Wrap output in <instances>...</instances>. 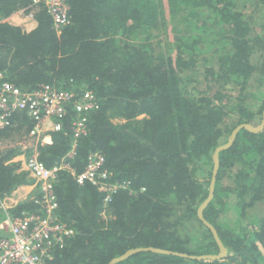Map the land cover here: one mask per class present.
I'll use <instances>...</instances> for the list:
<instances>
[{
	"label": "trees",
	"instance_id": "obj_1",
	"mask_svg": "<svg viewBox=\"0 0 264 264\" xmlns=\"http://www.w3.org/2000/svg\"><path fill=\"white\" fill-rule=\"evenodd\" d=\"M65 1L70 22L57 32L43 5L33 21L27 13L7 20L28 1L0 0V70L7 78L75 96L89 89L99 104L75 145L71 103L63 128L36 144L37 158L57 168L56 216L74 229L50 263L107 264L146 246L217 253L197 208L208 194L214 148L236 125L261 120L264 0ZM32 126L29 116L14 113L0 130V221L42 210L43 193L18 158L32 153L21 146ZM94 152L104 156L106 181L125 185L108 201L97 185L76 179ZM218 157L202 213L227 255L198 260L142 250L113 264H264V128H241ZM23 185L32 191L4 208L2 199Z\"/></svg>",
	"mask_w": 264,
	"mask_h": 264
},
{
	"label": "built area",
	"instance_id": "obj_2",
	"mask_svg": "<svg viewBox=\"0 0 264 264\" xmlns=\"http://www.w3.org/2000/svg\"><path fill=\"white\" fill-rule=\"evenodd\" d=\"M27 1L26 6L19 8L7 20L25 13L33 19V12L43 5L50 14L57 32L70 22L69 4L65 0ZM75 95L73 90L49 83H41L35 88L19 86L0 70V130L11 124L14 113H24L33 121V126L26 134L27 140L21 143L24 149L31 146L32 153L27 158L20 156L25 168L35 178L33 186L37 185L38 190L43 193L40 212L19 216L7 215L0 223V264H51L50 258L54 249L61 247L74 233L68 223L56 216L57 203L52 185L57 168H47L37 158L36 144L49 143L46 136H49L51 142V132L63 128V121L70 114L66 110L70 103L75 112V115H70L73 145L80 136L88 133V115L99 107L97 97L89 89ZM103 164L102 153H91L84 171L79 173L76 179L79 183L89 180L97 185L99 190L107 193L105 201H108L113 190L125 185L109 184L106 179L110 173ZM15 194L13 192L4 197L1 205L10 208L25 197H15Z\"/></svg>",
	"mask_w": 264,
	"mask_h": 264
},
{
	"label": "water",
	"instance_id": "obj_3",
	"mask_svg": "<svg viewBox=\"0 0 264 264\" xmlns=\"http://www.w3.org/2000/svg\"><path fill=\"white\" fill-rule=\"evenodd\" d=\"M241 128H244V129L251 131V132H258V131L262 130L264 128V108L262 110L261 120L258 124H254V123H250V122H242V123L236 125L230 131V133L227 137V140L225 142L218 144L212 152L213 164H212V174H211L209 187H208V194H207L206 198L199 204V206L197 208V216L203 222V224L211 231L212 236H213V238H214V240L218 246V252L215 254L191 255V254H187V253L171 251L168 249L154 247V246L135 247V248H130V249L126 250L124 253H122L119 256H115V257L111 258L107 264H113V263L119 262V261L127 258L130 254L137 252V251H142V250L143 251L149 250V251H153V252H157V253H164V254H176L179 256L190 257V258L198 259V260H201V259H205V260L222 259L227 255V253H228L227 247L224 246L221 239L219 238L217 231H216V228L203 217L202 211L213 196L215 176H216L218 165H219L218 154L221 150L228 148L233 143L237 132Z\"/></svg>",
	"mask_w": 264,
	"mask_h": 264
},
{
	"label": "crops",
	"instance_id": "obj_4",
	"mask_svg": "<svg viewBox=\"0 0 264 264\" xmlns=\"http://www.w3.org/2000/svg\"><path fill=\"white\" fill-rule=\"evenodd\" d=\"M11 16V15H10ZM9 17V16H8ZM10 18H13V16L12 17H10ZM31 21H33V19L31 20ZM29 23H32V22H29ZM46 140H48V142H50L49 140H50V138H49V136H46ZM18 158L19 159H22V157H20V156H18ZM23 162V161H22ZM24 165V164H23ZM33 186L32 185H23V186H20V187H18L17 189H16V194H15V197H18V196H20V195H27L30 191H32V188Z\"/></svg>",
	"mask_w": 264,
	"mask_h": 264
},
{
	"label": "rangeland",
	"instance_id": "obj_5",
	"mask_svg": "<svg viewBox=\"0 0 264 264\" xmlns=\"http://www.w3.org/2000/svg\"><path fill=\"white\" fill-rule=\"evenodd\" d=\"M171 33V32H170ZM21 157V156H20ZM4 219H2V221H3ZM2 221H0V223L2 222Z\"/></svg>",
	"mask_w": 264,
	"mask_h": 264
}]
</instances>
